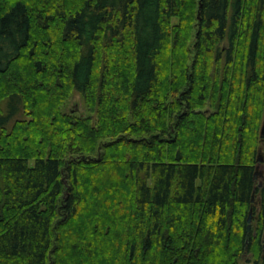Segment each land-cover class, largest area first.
Here are the masks:
<instances>
[{
	"label": "trees",
	"instance_id": "obj_1",
	"mask_svg": "<svg viewBox=\"0 0 264 264\" xmlns=\"http://www.w3.org/2000/svg\"><path fill=\"white\" fill-rule=\"evenodd\" d=\"M263 124L264 0H0V264H264Z\"/></svg>",
	"mask_w": 264,
	"mask_h": 264
},
{
	"label": "rangeland",
	"instance_id": "obj_2",
	"mask_svg": "<svg viewBox=\"0 0 264 264\" xmlns=\"http://www.w3.org/2000/svg\"><path fill=\"white\" fill-rule=\"evenodd\" d=\"M175 21H176V19H174V22ZM62 110L65 113H70V114L78 115V116H81V117L90 116V113L88 112V109L85 106V104H84V102H83V100H82V98H81L79 93L72 94L71 97H69V99L64 103V105L62 107ZM91 119H92L93 122H96V115L92 114L91 115ZM261 149H262L261 150V154H262V152L264 151V144L261 145ZM263 169H264V163L261 164V162H259L258 170L262 171ZM244 264H253V263L244 261Z\"/></svg>",
	"mask_w": 264,
	"mask_h": 264
},
{
	"label": "water",
	"instance_id": "obj_3",
	"mask_svg": "<svg viewBox=\"0 0 264 264\" xmlns=\"http://www.w3.org/2000/svg\"><path fill=\"white\" fill-rule=\"evenodd\" d=\"M201 7V3L199 5V8ZM199 13H198V17H199ZM264 136V124L262 125L261 127V137ZM257 160L259 162H262L264 160L261 152L259 151L258 152V155H257ZM259 170H258V166L256 167L255 171H254V178L257 179L258 177V174H259ZM259 184L261 185V182H259ZM254 201V191H253V194H252V197H251V202ZM252 218H253V206L251 205L250 208H249V211H248V215H247V231L249 232L250 231V227H251V222H252Z\"/></svg>",
	"mask_w": 264,
	"mask_h": 264
},
{
	"label": "flooded vegetation",
	"instance_id": "obj_4",
	"mask_svg": "<svg viewBox=\"0 0 264 264\" xmlns=\"http://www.w3.org/2000/svg\"><path fill=\"white\" fill-rule=\"evenodd\" d=\"M264 162V160L261 162V164ZM260 172H259V174L261 175L262 173H263V171H264V169L261 171V170H259Z\"/></svg>",
	"mask_w": 264,
	"mask_h": 264
}]
</instances>
